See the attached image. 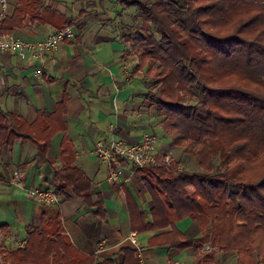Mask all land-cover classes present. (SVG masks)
Masks as SVG:
<instances>
[{
  "label": "trees",
  "instance_id": "trees-1",
  "mask_svg": "<svg viewBox=\"0 0 264 264\" xmlns=\"http://www.w3.org/2000/svg\"><path fill=\"white\" fill-rule=\"evenodd\" d=\"M121 3L123 10L136 8L134 24L122 22L121 28L142 51L137 69L146 68L158 90L154 105L163 129L181 157L191 156L198 168L144 169L154 205L143 230L166 231L153 237L154 246L184 250L210 244L212 251L236 253L239 264H264V0ZM24 16L16 11L6 17L2 34L21 28ZM196 93L200 99L193 104ZM7 118L0 112V129L8 137L3 143L32 141L47 153L57 129L48 127L37 138L21 120L6 127ZM56 180L57 195L68 191L102 214L103 204L91 203V182L82 172L65 168L56 172ZM186 219L198 223L199 239H185L178 230L177 223ZM3 260L115 264L79 250L59 220L30 229L24 248L5 252Z\"/></svg>",
  "mask_w": 264,
  "mask_h": 264
},
{
  "label": "crops",
  "instance_id": "crops-1",
  "mask_svg": "<svg viewBox=\"0 0 264 264\" xmlns=\"http://www.w3.org/2000/svg\"><path fill=\"white\" fill-rule=\"evenodd\" d=\"M9 2L7 18L16 11L26 17L12 36L37 43L71 26L75 38L47 54L40 77H35L38 63L0 53V112L10 116L3 125L7 122L9 128L13 121L21 120L32 127L37 138L48 127L57 129L44 155L32 141L3 143L8 137L0 129V258L5 252L23 249L30 229L41 230L59 220L79 250L112 259L115 264H140L128 240L131 233L137 234L147 264H239L236 253L205 251L210 244L184 250L152 245L153 237L166 231L143 230L151 221L154 205L146 170L136 172L131 163L118 159L113 180L109 165L94 153L98 142L112 136L136 143L146 134H155L160 137L158 154L171 156L179 169L187 157L192 158H182L172 146L155 110L156 90L147 79L146 68L137 69L142 51L123 35V25L118 22L120 14L130 9L120 13V0ZM65 168L77 169L90 180L91 203L101 200L102 214L68 191L58 194L59 206L26 196V188L57 194L56 172ZM16 173L21 174L20 179ZM176 226L185 239L202 236L196 221L186 219ZM125 250L129 251L126 255Z\"/></svg>",
  "mask_w": 264,
  "mask_h": 264
},
{
  "label": "built area",
  "instance_id": "built-area-1",
  "mask_svg": "<svg viewBox=\"0 0 264 264\" xmlns=\"http://www.w3.org/2000/svg\"><path fill=\"white\" fill-rule=\"evenodd\" d=\"M10 2L9 0H0V25L8 16ZM75 38L74 31L71 26H65L63 29L57 30L46 38L37 43L23 41L12 35L2 34L0 30V53H10L17 55L20 60H31L38 63L36 67L35 77L43 75V65L47 54L56 51L59 46L68 40ZM159 138L155 134H146L136 143H128L123 140H117L113 136L107 141L98 142L95 146V155L100 161L105 162L111 168V178L116 180L117 175L113 169L114 162L118 159L131 163L136 172L142 171L147 167H164L172 169L173 159L171 156H162L157 152V144ZM17 179L21 174L16 173ZM14 184V181H11ZM27 197L47 205H60V198L56 192L47 189L24 190ZM134 246V250L140 257V264H147L143 258V247L137 240V234L131 233L128 239ZM205 251H212L209 246ZM175 264H187L185 262H176Z\"/></svg>",
  "mask_w": 264,
  "mask_h": 264
},
{
  "label": "rangeland",
  "instance_id": "rangeland-1",
  "mask_svg": "<svg viewBox=\"0 0 264 264\" xmlns=\"http://www.w3.org/2000/svg\"><path fill=\"white\" fill-rule=\"evenodd\" d=\"M120 2H121V0H120ZM121 4V7H120V10H119V12L121 13V12H123V8H127V7H124V5H122V3H120ZM130 9V11L129 12H125L123 15H122V17L121 18H118V22H119V25L121 26V23L123 22V21H125V24L126 25H128V26H132L134 23L132 22V16L136 13V8L135 7H131V8H129ZM124 30V32H128V30L127 29H123ZM131 32H133V31H131ZM155 90H156V96L158 95V90H157V88L155 87L154 88ZM200 99V97H199V95L196 93V97L194 98V99H192V103L194 104V103H196L198 100ZM160 138V137H159ZM181 158V157H180ZM187 159H188V161L187 162H185V163H181L182 164V168H184L185 170H189V171H196V170H198V168L196 167V164H195V162H194V160H193V158H190V157H187ZM180 160V159H179ZM181 161V160H180ZM182 162V161H181ZM1 259H3V257L2 258H0V260ZM3 262H4V260H3Z\"/></svg>",
  "mask_w": 264,
  "mask_h": 264
}]
</instances>
